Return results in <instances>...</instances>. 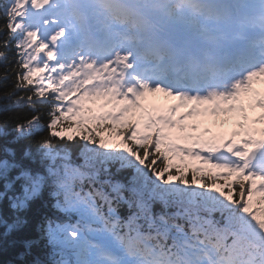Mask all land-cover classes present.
<instances>
[{
    "label": "snow or ice",
    "instance_id": "1",
    "mask_svg": "<svg viewBox=\"0 0 264 264\" xmlns=\"http://www.w3.org/2000/svg\"><path fill=\"white\" fill-rule=\"evenodd\" d=\"M0 18V111L32 112L13 143L46 133L0 150L20 264H264V0H4Z\"/></svg>",
    "mask_w": 264,
    "mask_h": 264
},
{
    "label": "trees",
    "instance_id": "2",
    "mask_svg": "<svg viewBox=\"0 0 264 264\" xmlns=\"http://www.w3.org/2000/svg\"><path fill=\"white\" fill-rule=\"evenodd\" d=\"M4 0H0V4H3ZM0 23H3L2 18H0ZM15 63L14 58V50L8 51V59L7 61L0 60V106L4 104L10 103L5 100V94L12 90L15 84V73L12 70ZM7 68L8 79H4L5 70ZM20 95H25V93L21 92ZM16 98L13 97V101ZM41 112L47 111V106H42L40 109ZM32 112L27 108H16L13 107L9 111H0V125H3L4 131L6 135H0V150L3 149L4 146L11 147L15 149L17 152H21L24 148L31 147L33 151H35V143L46 133H38L34 136L29 137L25 140H20L19 142L13 143V138L16 136L15 127L17 119L23 121L27 118H31ZM11 117L12 119H8ZM43 122H47V117H42ZM70 123H75L74 120L69 121ZM65 122V126L67 123ZM67 133H65L66 135ZM174 171V169H173ZM190 175V174H189ZM220 183H224V181H220ZM238 187V186H237ZM238 195V193H237ZM52 214V213H49ZM3 232V228L0 227V233ZM29 235L32 238L36 237V232L34 228L29 230ZM22 251L21 248L12 246L10 243L0 242V264H20L19 252ZM31 259V257L27 258Z\"/></svg>",
    "mask_w": 264,
    "mask_h": 264
},
{
    "label": "rangeland",
    "instance_id": "3",
    "mask_svg": "<svg viewBox=\"0 0 264 264\" xmlns=\"http://www.w3.org/2000/svg\"><path fill=\"white\" fill-rule=\"evenodd\" d=\"M253 87L257 90V91H261V92H264V84H254ZM153 98V97H152ZM154 100H156V104L158 106H165L167 104H170V103H175L174 101H171L170 99L168 98H165L163 96H160L159 94H157V96L155 98H153ZM260 114L259 112V109H255L254 111H249L248 115L249 117L251 118L252 116H258ZM200 120H213L214 118L213 117H201V118H198ZM230 127L231 126H228L227 128H225L224 130H230ZM254 127L256 128H261V127H264V124H258V125H255Z\"/></svg>",
    "mask_w": 264,
    "mask_h": 264
}]
</instances>
